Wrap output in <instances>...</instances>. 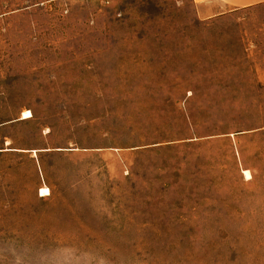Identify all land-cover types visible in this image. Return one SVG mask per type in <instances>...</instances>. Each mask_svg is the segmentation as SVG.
I'll return each mask as SVG.
<instances>
[{"label": "rangeland", "instance_id": "1", "mask_svg": "<svg viewBox=\"0 0 264 264\" xmlns=\"http://www.w3.org/2000/svg\"><path fill=\"white\" fill-rule=\"evenodd\" d=\"M0 264H264V4L0 0Z\"/></svg>", "mask_w": 264, "mask_h": 264}, {"label": "crops", "instance_id": "2", "mask_svg": "<svg viewBox=\"0 0 264 264\" xmlns=\"http://www.w3.org/2000/svg\"><path fill=\"white\" fill-rule=\"evenodd\" d=\"M193 2L198 14L205 19L264 4V0H193Z\"/></svg>", "mask_w": 264, "mask_h": 264}, {"label": "bare ground", "instance_id": "3", "mask_svg": "<svg viewBox=\"0 0 264 264\" xmlns=\"http://www.w3.org/2000/svg\"><path fill=\"white\" fill-rule=\"evenodd\" d=\"M32 117V114L30 111H25L23 113V119H29ZM247 178H250V173L248 171L244 172ZM50 194V191L48 188L41 189V196L46 197Z\"/></svg>", "mask_w": 264, "mask_h": 264}]
</instances>
